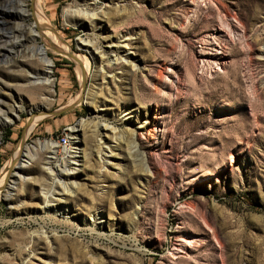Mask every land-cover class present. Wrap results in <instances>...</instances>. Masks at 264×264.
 <instances>
[{
    "label": "rangeland",
    "instance_id": "rangeland-1",
    "mask_svg": "<svg viewBox=\"0 0 264 264\" xmlns=\"http://www.w3.org/2000/svg\"><path fill=\"white\" fill-rule=\"evenodd\" d=\"M31 2L0 0V175L32 115L25 150L82 120L85 152L74 171L48 147L9 170L0 264H264V0H44L88 58L83 87L76 60L29 36ZM34 43L53 91L30 110L16 86ZM112 130L138 145L119 164L97 153Z\"/></svg>",
    "mask_w": 264,
    "mask_h": 264
},
{
    "label": "bare ground",
    "instance_id": "bare-ground-1",
    "mask_svg": "<svg viewBox=\"0 0 264 264\" xmlns=\"http://www.w3.org/2000/svg\"><path fill=\"white\" fill-rule=\"evenodd\" d=\"M31 9L28 8L27 4L24 5L22 3V7L20 12L22 13H28L32 15L34 18V21L32 24L29 25L28 33L29 36L32 39H35L36 37H39L43 41V45L49 46L50 48L55 49L58 51V53L67 55V52H70V48L64 43L62 38H60L57 34H55L51 28L49 21L47 17L45 16L42 8V3L44 0H31ZM45 4V3H44ZM42 44L34 43L33 46H31L29 49L25 50L20 57L27 61L26 64H30L32 66H38L37 68H33L30 70H26V83L20 84L16 86V91H20L26 94V98L29 102V104L35 103V105H30L29 109L31 110L33 107H44V104L48 102V100L52 96V85L53 80L49 77L50 72V66L51 62L50 60L46 59L43 53V50L40 46L46 51L45 47H43ZM47 53V52H46ZM74 54V53H73ZM80 54L74 55V59L76 60V74L80 82L85 78L86 74L88 73V58L86 56H79ZM40 66V67H39ZM82 102V96L79 94H76L70 100L68 101V104H80ZM83 103V102H82ZM15 110V109H14ZM12 111L14 115L17 116L15 111ZM47 114L45 113L44 117H46ZM43 117V118H44ZM1 119H3L6 123L12 122V117H5L1 116ZM39 118L36 115H32L27 120L26 129H24L22 137L20 139L19 148H16V150L12 153V156L5 165L3 166L1 170L0 175V190L4 184L5 179L7 178L9 174V170L12 166H15L17 163L20 164L19 168L22 166H25L26 163H28L33 157L36 150L41 149L43 147H48V158L54 159L55 156H57L58 153V145L56 142H53L52 140H37L34 145H31L29 149H24V139L27 136L30 129L33 127V125L38 122ZM80 127H74L69 126V128L66 129L68 133V140H69V146L67 149L63 150L62 152H59L58 154L63 155L59 156L60 159L64 160V162L67 163L69 166V171H74L78 169V166L80 165V161L82 156L84 155V149L82 146L83 138V126H82V120L79 122ZM106 129V125H104ZM112 129V128H111ZM114 134L113 140H107L102 141L99 139L98 143V152L99 158H101L103 163H106L107 161H114L119 164L120 159V150L124 149V146H126L128 152L130 146L126 143V138L124 139V135H116V132L113 130L111 131ZM123 145L121 146V144ZM104 145V146H102ZM132 148L138 147L136 142L133 141V144L131 145ZM28 148V147H27ZM131 148V149H132ZM24 151V152H23ZM19 152L21 153V157L16 158L14 155ZM141 164L143 166L144 172H150V169L145 161V157L143 156V153L141 155ZM62 171V170H61ZM63 172V171H62ZM53 172L50 174L52 175ZM14 175V174H13ZM55 177V176H54ZM72 181V180H71ZM63 182V181H62ZM62 184V183H61ZM64 184V183H63ZM65 185H67L65 183ZM47 201V200H46ZM96 217H93L91 220L93 221ZM100 223H102L100 221ZM187 240V239H186ZM189 242H193V238L190 237ZM185 242V240H183ZM185 245V244H183ZM179 248H182L181 245L173 247L174 250H179ZM184 248V247H183ZM182 251V250H181Z\"/></svg>",
    "mask_w": 264,
    "mask_h": 264
},
{
    "label": "water",
    "instance_id": "water-1",
    "mask_svg": "<svg viewBox=\"0 0 264 264\" xmlns=\"http://www.w3.org/2000/svg\"><path fill=\"white\" fill-rule=\"evenodd\" d=\"M40 47H41V49L43 50V53H44L45 58L48 59V60H50V62H52L51 59L47 56L46 51L42 48V46H40ZM67 56L70 57V58H72V59H74V54H73L72 51L67 52ZM80 84H81V86L83 87V85H84V80H83L82 82H80ZM74 106H75V104H67V105H64V106L58 108L57 110L50 111L49 114H51V115H57V114H60V113H62V112H66V111L72 109ZM66 127H69V126H66ZM11 168L16 169V170H20L18 164L15 165V166H12ZM11 168H10V170H11ZM10 175H11V174H10ZM7 181H8V179H5V183H6Z\"/></svg>",
    "mask_w": 264,
    "mask_h": 264
},
{
    "label": "built area",
    "instance_id": "built-area-1",
    "mask_svg": "<svg viewBox=\"0 0 264 264\" xmlns=\"http://www.w3.org/2000/svg\"><path fill=\"white\" fill-rule=\"evenodd\" d=\"M67 128L69 127H64L55 139V142L58 145V153L67 149L69 146L68 133L66 131Z\"/></svg>",
    "mask_w": 264,
    "mask_h": 264
}]
</instances>
